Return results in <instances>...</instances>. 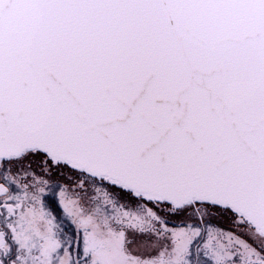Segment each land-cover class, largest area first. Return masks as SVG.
Listing matches in <instances>:
<instances>
[{
  "label": "snow or ice",
  "instance_id": "6c2138e0",
  "mask_svg": "<svg viewBox=\"0 0 264 264\" xmlns=\"http://www.w3.org/2000/svg\"><path fill=\"white\" fill-rule=\"evenodd\" d=\"M0 264H264V0H0Z\"/></svg>",
  "mask_w": 264,
  "mask_h": 264
},
{
  "label": "rangeland",
  "instance_id": "374dc122",
  "mask_svg": "<svg viewBox=\"0 0 264 264\" xmlns=\"http://www.w3.org/2000/svg\"><path fill=\"white\" fill-rule=\"evenodd\" d=\"M173 223H178V221H175V220H174Z\"/></svg>",
  "mask_w": 264,
  "mask_h": 264
}]
</instances>
